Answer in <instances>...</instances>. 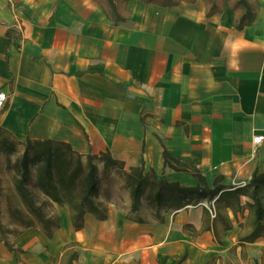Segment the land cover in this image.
<instances>
[{
    "label": "crops",
    "instance_id": "crops-1",
    "mask_svg": "<svg viewBox=\"0 0 264 264\" xmlns=\"http://www.w3.org/2000/svg\"><path fill=\"white\" fill-rule=\"evenodd\" d=\"M248 1L255 19L239 29V0H0L2 135L18 151L66 143L83 156L110 153L125 172L196 186L165 166L167 149L211 188L246 186L264 173V140L254 143L264 137V0ZM125 186L105 202V221L87 214L76 230L69 207L54 204L52 237L22 229L8 238L16 251L0 237V264H264V238L241 240L248 212L229 211L219 243L204 224L212 204L139 222L126 216Z\"/></svg>",
    "mask_w": 264,
    "mask_h": 264
},
{
    "label": "trees",
    "instance_id": "trees-1",
    "mask_svg": "<svg viewBox=\"0 0 264 264\" xmlns=\"http://www.w3.org/2000/svg\"><path fill=\"white\" fill-rule=\"evenodd\" d=\"M238 6L244 11L237 24V28L242 29L254 21V6L248 0H239ZM7 35L9 43L12 38L16 41L18 39L16 33L11 30L7 31ZM7 108L8 105L0 112V117ZM2 134L0 128V139L3 137L0 147L1 145L5 147L7 156L10 157L18 151L16 143ZM163 157L166 167L178 172L191 173L198 184L194 187H186L179 182H169L153 171L145 173L143 167L125 172L124 164L113 159L110 153L83 156L66 143L28 141L20 161L21 178L16 185L25 209L16 208L11 212L25 226L24 229L39 226L48 237H52L60 227L59 215L47 213L29 188L34 165L36 186L46 197V205L50 203L68 206L76 230L85 227L87 214H92L101 221L107 220L108 206L105 202L110 199L99 198V165L102 164V169L106 172L117 170L125 179V188L131 197V208L126 215L130 219L139 222L151 220L143 216H131L132 213L142 212L144 203L150 204L156 211V217L152 219L163 222V214L168 210H180L187 206L208 202L212 204V207L211 211L205 209V229L213 230L219 243L224 232L233 226L229 211L236 219L245 215L246 212L249 214L251 231L241 239L242 242H255L259 238H264V173H256L249 184L243 187L228 188L225 185H219V180H216L211 188L205 176L197 168L192 165H190L191 170L179 168L181 161L167 149H164ZM2 190L0 178V194ZM1 213L0 208V237L11 251H16L8 238L4 236L6 229L1 220ZM182 260L183 258L178 264H181Z\"/></svg>",
    "mask_w": 264,
    "mask_h": 264
},
{
    "label": "rangeland",
    "instance_id": "rangeland-1",
    "mask_svg": "<svg viewBox=\"0 0 264 264\" xmlns=\"http://www.w3.org/2000/svg\"><path fill=\"white\" fill-rule=\"evenodd\" d=\"M162 5L170 6L175 4L178 0H152ZM3 138V137H2ZM0 139V141L2 140ZM23 151H17L12 157L5 156L0 153V178L2 180V192L0 194V208L1 220L5 226V237L9 238L12 235L20 233L24 229V225L14 216L11 212L12 209L21 208L25 209L21 195L17 190V181L21 178L20 161ZM99 181H100V196L101 200L112 198L116 192L122 193L123 189L121 183L125 181L123 176L117 170H109L99 168ZM29 188L33 192L36 200L47 213L54 215L57 209L54 205L48 203L46 205V197L36 186V167L32 166V174L30 176ZM156 211L148 203H144L142 212L133 214L132 217L143 216L146 218L156 217Z\"/></svg>",
    "mask_w": 264,
    "mask_h": 264
},
{
    "label": "built area",
    "instance_id": "built-area-1",
    "mask_svg": "<svg viewBox=\"0 0 264 264\" xmlns=\"http://www.w3.org/2000/svg\"><path fill=\"white\" fill-rule=\"evenodd\" d=\"M263 140H264V137L263 136H259V137L255 138L254 143L256 145H260V143H262Z\"/></svg>",
    "mask_w": 264,
    "mask_h": 264
}]
</instances>
